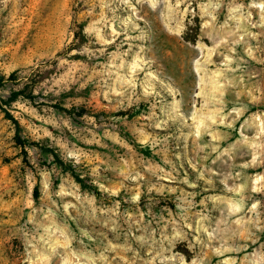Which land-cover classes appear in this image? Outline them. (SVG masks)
Wrapping results in <instances>:
<instances>
[{
    "label": "rangeland",
    "instance_id": "obj_1",
    "mask_svg": "<svg viewBox=\"0 0 264 264\" xmlns=\"http://www.w3.org/2000/svg\"><path fill=\"white\" fill-rule=\"evenodd\" d=\"M0 77V264H264V0H0Z\"/></svg>",
    "mask_w": 264,
    "mask_h": 264
},
{
    "label": "trees",
    "instance_id": "obj_2",
    "mask_svg": "<svg viewBox=\"0 0 264 264\" xmlns=\"http://www.w3.org/2000/svg\"><path fill=\"white\" fill-rule=\"evenodd\" d=\"M14 78H15V75L12 74L8 80H14ZM6 82H7V80L5 78L0 77V88H2ZM24 95H25L24 91L14 92L7 101H4V104L5 105H10V104L14 103L15 101H17V99L20 96H24ZM25 96H26V99H29L30 101H34V96L33 95H25ZM0 109L6 115V118L8 120L12 121L13 124L15 125V127H16V142H17V144H19L21 147L25 148L30 143H27V141H24L21 138L19 123L14 119V117L8 111H6L3 108L2 101H0ZM59 110L65 112V113H68V114H72V111L64 109V108H59ZM42 150H43V152H45L47 154H50L53 157V159H54V163L57 164L61 169H63L66 172H69L71 174V176L75 179V181L82 186V188H84V189H89L90 188V187H88V185L85 184L84 180L81 179L76 174V172L74 171L73 167L71 165H68L67 163H65L54 150L49 149V148H45V149H42ZM94 192H95V194L97 196L99 195L98 191H94ZM35 193H36V195H38V188L36 189Z\"/></svg>",
    "mask_w": 264,
    "mask_h": 264
}]
</instances>
